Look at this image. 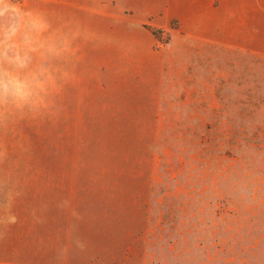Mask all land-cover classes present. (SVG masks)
<instances>
[{
	"label": "rangeland",
	"instance_id": "374dc122",
	"mask_svg": "<svg viewBox=\"0 0 264 264\" xmlns=\"http://www.w3.org/2000/svg\"><path fill=\"white\" fill-rule=\"evenodd\" d=\"M187 5L189 74L143 50L178 17L156 34L125 0L0 5V62L28 84L0 89V264H264V0L147 8Z\"/></svg>",
	"mask_w": 264,
	"mask_h": 264
},
{
	"label": "crops",
	"instance_id": "0c3cea01",
	"mask_svg": "<svg viewBox=\"0 0 264 264\" xmlns=\"http://www.w3.org/2000/svg\"><path fill=\"white\" fill-rule=\"evenodd\" d=\"M99 1V0H97ZM129 9L137 12L139 11L140 17L134 19L136 25L149 24L152 27L158 29H165L169 26L170 22L174 17L181 19L182 26L184 27V33H181L177 29H174L170 33V41L165 49L158 50L155 48V43L157 40L156 35H153V39H149L147 44L143 45L146 57L149 59V63L154 66H164L165 63L168 67H178L179 71L183 74H189L192 71V67L195 65L197 59L191 56V51L195 49L194 45H191L188 41V34H202L201 25H199L197 30H188L187 21L189 17H200L202 12L199 9L189 8L187 5L183 10L182 14H170L164 15L161 7L155 8L153 11L148 10L147 6L154 4V6L161 3L162 0H125ZM91 9L99 10L100 6H91ZM198 26V25H196ZM198 28V27H197ZM153 32V31H152ZM154 33V32H153ZM219 42V40H217ZM221 42V41H220ZM219 42V43H220ZM198 61L200 64L204 65V57L199 56Z\"/></svg>",
	"mask_w": 264,
	"mask_h": 264
},
{
	"label": "clouds",
	"instance_id": "9594fccd",
	"mask_svg": "<svg viewBox=\"0 0 264 264\" xmlns=\"http://www.w3.org/2000/svg\"><path fill=\"white\" fill-rule=\"evenodd\" d=\"M3 3L4 0H0V5H3ZM4 14L5 10L2 6H0V16H3ZM15 63L20 68H24L27 66L26 59H21L19 56L16 57ZM6 77L7 79H5ZM27 88L28 84L25 81H22L18 77L7 72L3 68L2 62H0V89H11L18 98L23 99L27 94L25 91Z\"/></svg>",
	"mask_w": 264,
	"mask_h": 264
},
{
	"label": "trees",
	"instance_id": "16d2710c",
	"mask_svg": "<svg viewBox=\"0 0 264 264\" xmlns=\"http://www.w3.org/2000/svg\"><path fill=\"white\" fill-rule=\"evenodd\" d=\"M152 30H153V32H154V33H156V34H157L158 32H160V31H161L160 29H158V28H155V27H153V28H152Z\"/></svg>",
	"mask_w": 264,
	"mask_h": 264
}]
</instances>
